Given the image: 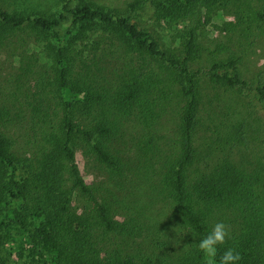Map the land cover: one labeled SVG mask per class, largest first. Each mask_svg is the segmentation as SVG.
Wrapping results in <instances>:
<instances>
[{
	"label": "trees",
	"instance_id": "1",
	"mask_svg": "<svg viewBox=\"0 0 264 264\" xmlns=\"http://www.w3.org/2000/svg\"><path fill=\"white\" fill-rule=\"evenodd\" d=\"M25 2L0 0V264H204L217 222L219 254L264 264V70L196 67L203 19L251 14L262 38L264 0ZM205 79L246 111H206Z\"/></svg>",
	"mask_w": 264,
	"mask_h": 264
},
{
	"label": "rangeland",
	"instance_id": "2",
	"mask_svg": "<svg viewBox=\"0 0 264 264\" xmlns=\"http://www.w3.org/2000/svg\"><path fill=\"white\" fill-rule=\"evenodd\" d=\"M31 3H24L23 9H28L29 11H40L45 13H52L57 11V7L64 0H32ZM106 4L114 7H122L125 2H130L132 0H103ZM238 12V11H237ZM235 9L215 17L209 23H205V19L202 20L203 27L199 31V43H200V56L196 63L197 68L208 69L215 60L221 61L225 60L230 53H236L237 56L242 57L241 69L245 76V79L254 84L257 87L259 82V76L261 71L264 70V34L261 38V22H259L258 17L249 14V18L245 17L244 20L241 19L243 14L239 12L237 14ZM248 16V15H247ZM144 24L151 27L154 31L161 34L164 30L152 21L151 15H142ZM232 23V25H230ZM5 52V51H4ZM37 50L31 51L30 55L35 54ZM40 52V51H39ZM6 53V52H5ZM45 57V56H44ZM46 58V57H45ZM38 55V63L40 65L44 64L47 59ZM12 59V58H9ZM34 63V62H33ZM37 64L35 69H39L40 65ZM14 70V69H13ZM0 83L9 77L12 69L8 66H3L1 68ZM203 82V95L205 104L209 103L212 99L214 101L208 107L206 111H214L213 106L219 111H246L244 105L247 104L249 99L246 97L248 92H244L243 96L237 95V93L229 92L226 93L225 90H215L209 84V79H205ZM7 85V83H6ZM2 84L0 85V87ZM8 86V85H7ZM209 86V88H207ZM220 103V106L219 104ZM247 108V106H246ZM260 116L250 117L248 116V122L252 124L253 130L252 135L255 137L253 145L258 153L261 154V112ZM247 116V115H246ZM257 145V146H256ZM82 165L81 159H79ZM86 179L88 183H92L91 175L85 172Z\"/></svg>",
	"mask_w": 264,
	"mask_h": 264
},
{
	"label": "clouds",
	"instance_id": "3",
	"mask_svg": "<svg viewBox=\"0 0 264 264\" xmlns=\"http://www.w3.org/2000/svg\"><path fill=\"white\" fill-rule=\"evenodd\" d=\"M228 238L230 227L224 222H217L212 230L200 239L196 246L203 255L204 264H239L242 256L234 248H227L219 254L220 246L224 245Z\"/></svg>",
	"mask_w": 264,
	"mask_h": 264
}]
</instances>
